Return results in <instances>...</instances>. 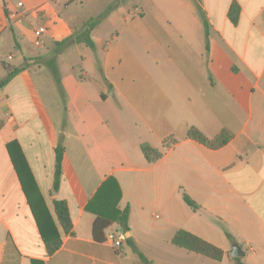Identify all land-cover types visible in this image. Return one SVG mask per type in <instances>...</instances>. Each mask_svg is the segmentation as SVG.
Instances as JSON below:
<instances>
[{
  "label": "crops",
  "instance_id": "obj_1",
  "mask_svg": "<svg viewBox=\"0 0 264 264\" xmlns=\"http://www.w3.org/2000/svg\"><path fill=\"white\" fill-rule=\"evenodd\" d=\"M112 2L0 0V80L3 63L27 64L0 87V264H147L127 237L119 247L93 237L97 217L113 220L126 206L128 237L152 264H237L235 244L241 263L264 264V0H125L91 31L94 47L75 43L57 54L59 85L34 58L52 56L55 42ZM41 25L47 33L36 47ZM191 126L231 137L210 148L188 137ZM13 141L29 167L23 183L7 149ZM144 143L168 148L149 163ZM12 153L21 159L17 145ZM57 200L67 203L72 233L58 222ZM38 222L61 238L52 255ZM180 229L225 256L174 245Z\"/></svg>",
  "mask_w": 264,
  "mask_h": 264
},
{
  "label": "trees",
  "instance_id": "obj_2",
  "mask_svg": "<svg viewBox=\"0 0 264 264\" xmlns=\"http://www.w3.org/2000/svg\"><path fill=\"white\" fill-rule=\"evenodd\" d=\"M124 1L125 0H113V2L108 6L107 10L104 13H102L101 15L95 18H91L90 20L85 22L82 25V27L76 30L73 33V35H71L70 37L62 41L55 42V50L52 56L36 57L34 58L35 63L46 65L51 70L55 79L60 85V75H59V70H58V66L56 62L57 54L61 53L62 51H64L65 49H67L68 47H70L71 45L75 43H84L85 45L89 47H94V42L91 38V31L114 8H116L119 4L123 3ZM239 14H240V6L236 2H233L229 10V17L231 18L232 22L236 23L238 21ZM202 16L204 18V23H205L206 31H207L206 47L208 51L209 50V30L210 29L208 25V20L206 19V17H204V15ZM3 66L7 70V75L4 79L0 80V87H3L6 84H8L19 72H21L27 67V64H22L20 66H13L10 63L5 62L3 63ZM188 137L204 144L207 147L220 148L228 142V140L231 137V134L227 130H223L217 136L213 138H209L206 135H204L198 128L191 126L188 129ZM12 145L18 146L21 159L17 160L16 157L13 155ZM167 148H168L167 145L163 149L154 148L147 143H144L141 145L142 152L149 163H153L159 160L162 157L164 151L167 150ZM7 149L11 155V158L13 160V163L17 170L19 178L21 182L23 183L22 171L23 169H26L27 171H29L28 169L29 167L26 163V160L21 151V148L19 147V144L17 141H13V142L7 143ZM64 154H65V146L63 145L61 141L56 148L55 176H54V185H53L54 191H57L61 184V180L63 176L62 165H63ZM183 198L185 202L192 209L197 210L200 208V205L186 193L183 194ZM55 214L64 232L66 234L72 233L73 224H72L69 208L65 201L63 200L55 201ZM129 214H130L129 206H126L123 210L119 212L117 217L113 220H108L102 217H97L93 223V237L95 238V240H98V241L106 240L105 231L111 226H114V228H112V231L114 232H120L121 230H122V233L128 232L130 230ZM38 226H39L41 236L46 245V254L52 255L55 251H57L60 248L61 243H62L61 238L59 236H56V238H49L47 234L44 232L43 225L40 222H38ZM225 233L232 243L236 242L235 238L229 231L225 230ZM125 241H126V244L130 246L133 249V251H135L143 261H145L147 264H152L138 250L132 237H127ZM172 243L178 247L185 248L191 252L202 254L214 260L220 261L225 256V251L221 249L220 247L184 229H180L175 233L172 239ZM117 250L120 252V248H118ZM234 259L237 261V264H243L241 263L240 257H234Z\"/></svg>",
  "mask_w": 264,
  "mask_h": 264
},
{
  "label": "built area",
  "instance_id": "obj_3",
  "mask_svg": "<svg viewBox=\"0 0 264 264\" xmlns=\"http://www.w3.org/2000/svg\"><path fill=\"white\" fill-rule=\"evenodd\" d=\"M20 6L22 5L21 3L19 4ZM47 33V28L45 26H38L34 30V45L36 47H40L43 44L42 37L43 35ZM109 241H111L114 245V247H119L121 245V242L125 239L124 233L122 232H110L107 237Z\"/></svg>",
  "mask_w": 264,
  "mask_h": 264
},
{
  "label": "water",
  "instance_id": "obj_4",
  "mask_svg": "<svg viewBox=\"0 0 264 264\" xmlns=\"http://www.w3.org/2000/svg\"><path fill=\"white\" fill-rule=\"evenodd\" d=\"M121 232H122V230H121ZM128 236H129V232H126L125 237H128ZM232 256H234V257L244 256V252L241 250V247L238 244L233 245Z\"/></svg>",
  "mask_w": 264,
  "mask_h": 264
},
{
  "label": "rangeland",
  "instance_id": "obj_5",
  "mask_svg": "<svg viewBox=\"0 0 264 264\" xmlns=\"http://www.w3.org/2000/svg\"><path fill=\"white\" fill-rule=\"evenodd\" d=\"M130 1H131L130 4H132V3H135V2H139L140 0H130ZM10 62L16 64V60H13V61H10ZM125 263L129 264V261H128V259L126 257H125Z\"/></svg>",
  "mask_w": 264,
  "mask_h": 264
}]
</instances>
